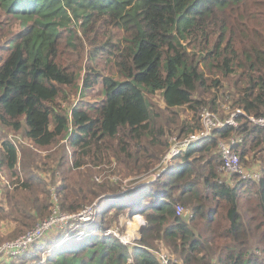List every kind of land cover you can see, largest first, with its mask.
I'll list each match as a JSON object with an SVG mask.
<instances>
[{
	"label": "trees",
	"instance_id": "1",
	"mask_svg": "<svg viewBox=\"0 0 264 264\" xmlns=\"http://www.w3.org/2000/svg\"><path fill=\"white\" fill-rule=\"evenodd\" d=\"M0 8L21 22L0 54V166L13 184H1L0 225L10 230L0 226V246L55 204L68 213L96 209L21 253H0L2 264H160L155 248L186 264H264V165L258 180L226 179L219 148L235 136L247 163L264 127L240 116L163 161L173 136L201 128H179L176 108L203 105L207 92L216 111L224 79L231 109L264 113V0H0ZM73 20L95 45L82 81L64 57L84 42ZM119 26L124 41L113 42ZM103 27L108 38L100 41ZM93 83L99 95H86ZM72 92L80 98L72 101ZM157 92L164 107L148 96ZM153 167L125 190L122 179ZM179 202L191 215L176 212ZM128 208L147 221L135 245L109 231Z\"/></svg>",
	"mask_w": 264,
	"mask_h": 264
},
{
	"label": "rangeland",
	"instance_id": "2",
	"mask_svg": "<svg viewBox=\"0 0 264 264\" xmlns=\"http://www.w3.org/2000/svg\"><path fill=\"white\" fill-rule=\"evenodd\" d=\"M72 23L74 24V27L78 30L79 36L83 38L84 42H83V44H79L77 48L68 50L67 53L64 54V57L66 58L65 63L69 64V63L75 62L76 65H78V69L81 70L80 81H82V77L84 76V73H85V65H86V62H88V60H89L87 58V53H91V50L95 47V45L90 43V40L87 38V36L83 32V27L80 26V23L77 20H73ZM20 27H21L20 21L14 20V19L11 20V18L3 11V9L0 8V54H3L2 47H3V45L6 44L7 39L10 36H12L13 33L18 31ZM112 30H113V40H114V41L113 40L112 41L113 42H123L124 40H123L122 27L121 26L115 27ZM108 31H109V28H107V27H103V28L97 30L96 39H98L100 41L106 40L108 37L105 35V33ZM67 32L68 33H65V37H64L65 41H69L72 39L69 36V31H67ZM93 35H94V32L91 34V36H93ZM78 50L80 51V54L77 52ZM106 58L107 57H103L101 59L103 60ZM216 76H219V75H216ZM226 83H230L228 79H224V88L221 89V91L219 92V98L215 104V105H217L216 111H215V109H213V108L211 109L208 107V93L207 92L205 93V101H204L203 105L197 106V104L194 102L193 108L190 107L189 105H186V106L181 107V108H176L178 110L179 115H180L179 122H180L181 126L179 128H181L183 126L184 127L189 126L191 128L194 126V123H197V122L200 123V125L202 126V113L205 110H211V111L215 112V114L218 116H223V117L229 116V114L232 110L228 107V105H230L228 103L229 100H227L224 96V94L226 92V87H225ZM92 87H94L95 89H93L92 92L87 91V92H85V94L90 95V96L95 95V94L99 95V93H100L99 83H93ZM93 91H96V92H93ZM148 96L159 107L164 105V101L161 98L160 92L148 94ZM78 98H80V93L78 92V94H76L75 92H72V96H71L72 101H76ZM198 98H200V96L196 97V99H198ZM162 107H164V106H162ZM197 130L198 129H196V131ZM13 133L14 132H7L8 136L14 138L16 140V142H18V141H20L22 143L26 142L22 135L17 134V136H15L14 134H16V133H14V134ZM190 133L192 134V132H190ZM190 133H188V134H190ZM188 134H184L182 136H176L178 138L172 146H174V147L179 146L182 143V142L179 143V141L181 139L185 138V136H187ZM224 140L226 142H229L227 139H224ZM259 148H261V150L258 151L257 153H255L256 156L254 153L249 154L251 160H249L247 163L241 159V161H242L241 165L243 168L246 167V168L259 169V170L261 169L260 163L264 165V142L259 146ZM38 151H40V150H38ZM76 171L77 170H74L73 172L76 173ZM154 171L155 170L153 167L147 173H142L140 175H134V176H128V178H126L124 180V182L122 179V183L124 184L125 190L128 189L131 185L135 184V181L141 182V181L147 180L149 177H151L150 175L155 173ZM110 172H111L110 170H107L105 172V174L108 175ZM61 173L62 174H60L59 176H61L62 178L64 176L67 177L68 176V168H66ZM5 174L3 173L4 177L8 180V178H7L8 176H6L7 174L6 175ZM222 174H223V177L226 179L234 177L235 179H238V181H241L244 179L245 180H251V179L243 178V176H241L240 174L239 175H234V174L233 175H226L223 172H222ZM18 177H19V175L14 176L13 179L15 180ZM114 179L118 180V179H120V176L117 175V176H115ZM230 182L233 183V180H231ZM10 184L13 185L11 182H10ZM51 190L52 191L55 190L57 192L56 186L52 185ZM243 197H244V195H242V198ZM94 203H96V202H94ZM187 209H189V208H187ZM55 210H56V204L53 206L52 212L53 211L55 212ZM126 210L127 211H123V213L121 212L118 214L116 224L114 225V227H111V229H109V231L112 232L119 239H121L124 243L135 245L136 242L142 236L143 223H142V219L140 220V218L144 219V217H142L143 215L141 213L137 212L136 210H131L129 208ZM94 211H96L94 204L87 207V210H86L87 217L86 218H88V219H86V220H90L92 218V213ZM137 214H139V216ZM111 215H113V212H111ZM115 218H116V215H114L113 220H115ZM75 219L78 220L79 218H75ZM71 225L74 226V222H72ZM0 226L5 230H10V227L7 226V224H1ZM72 226H70V227H72ZM28 228H30V226L26 227V229L22 233H20L17 237L22 235ZM12 238H16V236L10 237V238H5L3 240V242H5L8 239H12ZM3 242L1 243V246H2ZM1 246H0V250H1ZM153 250H158V249L155 248ZM0 253L4 254L3 252H0ZM171 254H173V253H171ZM4 255H6V254H4ZM3 258H4V256L0 255V264H2Z\"/></svg>",
	"mask_w": 264,
	"mask_h": 264
},
{
	"label": "built area",
	"instance_id": "3",
	"mask_svg": "<svg viewBox=\"0 0 264 264\" xmlns=\"http://www.w3.org/2000/svg\"><path fill=\"white\" fill-rule=\"evenodd\" d=\"M229 107V105H228ZM230 108V107H229ZM231 109V108H230ZM229 116L222 118L215 114V112L211 110H205L202 113V126L200 130L192 132V134H188L185 138L181 139L179 146H172L178 137L173 136L171 138V145L169 150L166 152L163 157V161L167 162L171 160L175 155L185 149L191 142L205 139L210 136L213 132V129L216 127H223L226 125L237 126L238 125V117L245 116L249 119V121L260 127H264V113L260 115L249 114L243 108L236 107L231 109ZM229 142H226L224 139L219 141V148L222 155V164L220 165V171H222L226 175H241L243 178L258 180L262 176V172L259 169L254 168H243L242 161L239 153L236 151L234 144L236 142L235 136H230L227 139ZM1 184L12 187L10 182L4 177L1 166H0V192H1ZM54 200L58 202L57 192L55 190L52 191ZM185 205L182 203H177L176 212L178 214L183 215H191V210L187 209ZM87 207L78 213H68L59 209L58 204H56V210L53 211L52 214L42 220L37 221L34 225L30 226L22 235L16 238L8 239L3 242L1 246L0 252H4L7 254H18L23 252L31 243L35 240L43 236L46 232L51 230L54 227H64L68 222L73 218H79L82 220H86ZM139 216V214H137ZM141 217V216H140ZM143 217V216H142ZM142 219L143 227L146 225L145 218ZM158 255L160 264H186L179 257L174 254H171L168 250L159 249L155 250ZM129 262L133 261V258L128 259ZM215 264V263H210Z\"/></svg>",
	"mask_w": 264,
	"mask_h": 264
},
{
	"label": "water",
	"instance_id": "4",
	"mask_svg": "<svg viewBox=\"0 0 264 264\" xmlns=\"http://www.w3.org/2000/svg\"><path fill=\"white\" fill-rule=\"evenodd\" d=\"M146 221V220H145ZM146 224H147V221H146ZM146 226V225H145ZM144 228L142 229V232H143Z\"/></svg>",
	"mask_w": 264,
	"mask_h": 264
},
{
	"label": "crops",
	"instance_id": "5",
	"mask_svg": "<svg viewBox=\"0 0 264 264\" xmlns=\"http://www.w3.org/2000/svg\"><path fill=\"white\" fill-rule=\"evenodd\" d=\"M4 253V252H3Z\"/></svg>",
	"mask_w": 264,
	"mask_h": 264
}]
</instances>
